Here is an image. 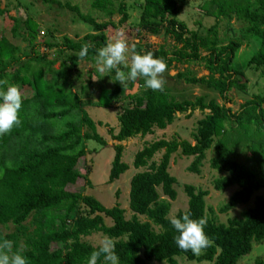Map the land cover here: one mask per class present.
Returning <instances> with one entry per match:
<instances>
[{"label":"trees","instance_id":"1","mask_svg":"<svg viewBox=\"0 0 264 264\" xmlns=\"http://www.w3.org/2000/svg\"><path fill=\"white\" fill-rule=\"evenodd\" d=\"M40 1L74 12L92 28V33L77 41L64 37L60 44L45 43L46 49L57 50L59 56L68 53L61 70L50 78L56 61H48L46 55L37 50L39 26L30 18L22 21L10 16L8 9L0 4V17L13 21V37L28 42L30 49L23 51L7 38L0 37V81H7L5 88L18 85L23 96L21 125L0 136V240H12L14 247L26 245L23 254L29 264H87L90 253L98 249L87 239L95 235L114 239L119 264H179L177 257L198 263L238 264L253 251L255 243L264 240V196H256L253 207L241 218L220 224L207 215L209 191L186 185L188 208L175 218L188 212L192 219L206 217L204 230L214 241L211 247L195 256L191 251L180 250L174 243L178 233L170 223V213L171 202L177 200L178 193L177 179L169 170L172 157L180 152L186 158H193L187 171L200 175L211 152L210 167L220 175L213 182L214 190L224 192L237 188L219 208V213L228 214L237 206L248 205L254 195L264 189V95L253 96L239 112L232 113L226 106L205 97L179 102L166 89L163 92L143 89V77L125 85L114 78L113 86L102 90L97 103L92 104L96 108L111 109L127 99L118 114V130L111 128L110 131L112 140L119 144L137 136L153 135L155 130H166L177 115L190 112L188 116H191L195 111H208L197 124L194 145L161 139L135 154L133 167L138 172L131 179L129 195L133 216L127 219L119 205L107 208L94 196L84 194L83 189L71 191L82 178L80 167L87 168V141L94 140L105 148L107 140L97 132L103 123H95L86 114V105L73 90L75 81L64 75L79 66L77 54L84 43L94 45L84 59L93 62L97 50L108 43L107 32L128 22L126 0L92 1V9L107 17L105 23L85 16L70 4ZM185 1L145 0L140 31L168 37L174 47L170 52L165 46L152 48L137 44L135 51L140 54L151 51L155 57H162L168 65L167 71L178 64L203 65L209 72L208 77L199 79L187 71L178 78L187 85L218 92L225 100L234 89L244 92L246 87L240 84L243 73L236 71L233 64L236 53L245 44L258 40L259 50L249 66L262 69L264 75V0L204 1L199 6L200 11L217 22L201 29L203 33L189 30L178 19ZM118 15L121 20L116 24L112 19ZM222 20L239 23L240 37L223 40L219 24ZM21 27L25 34L20 33ZM60 79L63 81L59 82ZM137 84L142 89L136 94H127ZM75 112L82 113L79 122H67L60 133L52 131L50 122L71 117ZM6 151L13 154L11 164L7 162ZM244 152L249 154L246 164L239 161ZM114 153L108 178L110 185L130 169L124 162L121 145L115 147ZM161 194L169 201L162 199ZM98 264H104L103 256ZM255 264H264V260L259 259Z\"/></svg>","mask_w":264,"mask_h":264},{"label":"rangeland","instance_id":"2","mask_svg":"<svg viewBox=\"0 0 264 264\" xmlns=\"http://www.w3.org/2000/svg\"><path fill=\"white\" fill-rule=\"evenodd\" d=\"M62 5L70 4L72 7L79 8L80 12L85 16H89L99 23L108 22L107 17L101 13H97L92 9L93 0H57ZM206 0H187L178 19L185 23L189 30L203 33L201 29L209 28L216 24V19L206 17L202 14L199 6ZM145 0H126L128 7V22L117 30H110L107 32L108 42L116 39L122 32L124 39L129 45V56H131L132 47L137 44L150 45L152 48H159L165 46L170 52L174 47V42L165 36H151L150 34L140 31L139 22L142 13V6ZM1 7L8 9L10 16L19 17L22 21L30 18L38 26V36L35 45H38L37 50L40 54H45L48 61H56L53 66V72L49 74L57 75L61 70L64 56H59L57 50H49L45 48V43H62L64 37H69L73 40H80L85 35L92 33V28L78 19L77 15L67 8H61L58 5L48 6L44 5L40 0H0ZM121 20V16H115L112 21L116 24ZM220 35L223 40L228 41L233 38L240 37L241 25L233 20L228 23L225 20L219 22ZM14 27L13 21L8 17H0V37L7 38L11 43L21 47L23 51H29L28 42L22 39L13 37L12 29ZM20 33L25 34L26 31L23 27L20 28ZM52 34V35H51ZM259 50V41L253 40L250 44H245L235 56L233 67L236 71L243 73L241 85H245L246 90L240 91L237 89L232 90L227 94L225 100L218 92L211 91L202 86H190L184 83L183 80L178 78L180 73L190 71L192 76L197 78L208 77L209 72L205 70L203 65L199 64H178L170 71H166L163 76L166 80L164 89H166L172 97L177 101H195L196 98L205 97L208 101L215 100L219 105H224L232 110V113H237L241 110V106L247 101H250L255 95H264V75L262 69H257L254 66H249L251 58ZM123 70V65L120 66ZM127 70H123L127 72ZM75 81L74 91L77 92L85 104L86 114L95 122L103 123V126H98V134L107 140V146L104 148L90 149L88 144L86 165L83 166L84 160L81 162L80 172L82 175L78 185L72 188L71 191L83 189L84 194L91 195L97 198L107 208H112L119 205L126 212V218L131 219L133 213L129 208V195H130V182L132 177L138 172L133 167L134 156L137 152L141 151L146 145L155 141L165 140H178L187 141L192 145L195 144L194 135L196 133L198 122L208 113L195 111L191 116L190 112L184 115H177L175 122L166 130H155L153 135L146 137L137 136L133 139L118 143L112 140L110 131L118 130V114L121 111V105L127 102V99L122 103L114 106L111 109L93 107L97 103L98 97L102 90L110 89L113 86L115 78V71L101 75L97 69L95 60L85 61L80 60L79 66L75 71L64 74ZM63 80L60 79L59 82ZM142 89V86L137 84L133 91H127V94H136ZM145 89V86L143 87ZM93 103V104H92ZM82 117L81 112H75L71 117L62 120H55L50 122V126L54 133H60L65 124L69 121L79 122ZM112 128V129H111ZM87 128L83 129L86 132ZM117 145L124 148V162L129 165L130 169L115 183L108 184L110 165L114 157V149ZM7 162L11 164L13 159L12 152L6 151ZM212 153L207 154V159L204 161L203 168L200 175L191 174L187 168L191 165L193 158H186L180 154H175L172 157L170 164V174L177 179L175 189L178 193L177 200L172 203L170 218L176 217L179 212H185L188 208V197L184 192L186 185H192L197 189L207 190L210 195L206 198L207 215L209 219H215L220 224H227L231 219L241 218L242 214L254 205V198L256 196H264V189L256 193L248 205H240L233 209L228 214L219 213V208L227 203L230 197L237 191L236 187L230 188L224 192H217L214 190L213 182L220 177L218 172L212 170L210 167V159ZM249 154L244 152L239 161L246 164ZM158 157L157 159H159ZM161 193V191H160ZM162 195V194H161ZM164 200L168 198L162 195ZM142 221L145 218L140 217ZM109 222V221H108ZM103 237L95 235L87 240L93 246H99V241ZM264 260V240L261 243H255L253 251L243 257L238 264H255L257 260ZM176 260L179 264H212L210 262L198 263L196 261H189L184 257H177ZM150 264H157L151 262Z\"/></svg>","mask_w":264,"mask_h":264},{"label":"clouds","instance_id":"3","mask_svg":"<svg viewBox=\"0 0 264 264\" xmlns=\"http://www.w3.org/2000/svg\"><path fill=\"white\" fill-rule=\"evenodd\" d=\"M123 33L113 41H109L104 47L97 50L95 56L96 69L101 75L115 71V81L121 85L129 81L135 82L143 77L145 87L152 91L163 92L166 84L163 74L168 65L162 57H155L154 53L147 51L140 54L132 47L129 56V45L122 38ZM91 43H84L79 51L78 58L84 60L93 48ZM121 65L129 69L127 72L121 70ZM7 85V81H0V136L10 133L15 127L22 123L20 110L23 105V96L18 85ZM90 149L100 146L94 140H88ZM191 213H185L181 218L173 217L170 221L172 227L178 233L174 237V243L182 251H191L193 255L199 256L206 248L211 247L214 241L205 233L207 218L192 219ZM26 245L14 247V242L9 239L0 240V264H29L27 257L23 254ZM103 256L104 264H119V257L115 252V241L109 236H104L99 241L98 249L92 251L88 257L87 264H98Z\"/></svg>","mask_w":264,"mask_h":264}]
</instances>
